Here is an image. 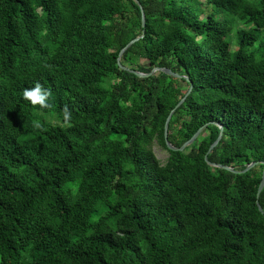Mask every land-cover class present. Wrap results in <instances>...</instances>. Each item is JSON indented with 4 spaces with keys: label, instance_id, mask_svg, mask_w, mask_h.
I'll return each instance as SVG.
<instances>
[{
    "label": "trees",
    "instance_id": "16d2710c",
    "mask_svg": "<svg viewBox=\"0 0 264 264\" xmlns=\"http://www.w3.org/2000/svg\"><path fill=\"white\" fill-rule=\"evenodd\" d=\"M261 162L264 0H0V264H264Z\"/></svg>",
    "mask_w": 264,
    "mask_h": 264
},
{
    "label": "water",
    "instance_id": "95a60500",
    "mask_svg": "<svg viewBox=\"0 0 264 264\" xmlns=\"http://www.w3.org/2000/svg\"><path fill=\"white\" fill-rule=\"evenodd\" d=\"M142 25L143 27H145L146 25V17H145V13L142 9ZM144 35H142L141 37L139 38H135L134 40L130 41L123 49H121L120 53H119V56H118V65L121 67V69L125 70V71H129V72H132L140 77H148V76H151L153 74H155L156 72H159V71H163L165 73H167L168 75L174 77V78H181L182 76L177 74V73H174L172 72L171 70L167 69V68H155L151 73H148V74H145V73H141V72H138V71H135V70H131L130 68L126 67V66H123L122 63H121V59L123 57V55L137 42L139 41L141 38H143ZM192 91V86L190 87L189 91L186 93V95L180 100V102L176 105V107L174 109L171 110L167 120H166V123H165V130H164V136H165V140H166V143H167V146L169 149L173 150V151H184L188 146H190L191 144H193L200 136L201 134L203 133V131L206 129V127L208 126V124L204 125L203 127H201L194 135L193 137L188 140L187 142H185L183 144L182 147L180 148H177L175 147L173 144H171V142L169 141V133H170V122L174 116V114L176 113V111L181 107V105L185 102L187 96L189 95V93ZM220 128H221V132H220V135L219 137L217 138V140L212 144V146L210 147L208 153L206 154L205 156V159L207 160L208 158V155L215 149V147H217V145L220 143V140L223 136V126L220 125ZM208 161V160H207ZM264 164V162H261ZM211 164V163H209ZM260 162H253L251 163L246 169H244L242 171V173H246L248 171H250L251 169H253L254 167H256L257 165H259ZM215 167H220V168H223V169H227L229 171H232V172H235V173H240L239 171H236L235 169L233 168H230V167H226V166H220V165H217V164H211ZM264 189V173H263V176H262V180H261V183H260V186L258 188V193H257V199L259 200V197H260V194L262 193ZM259 203V202H258ZM259 210L260 212L262 213V215H264V211L262 209V207L259 205Z\"/></svg>",
    "mask_w": 264,
    "mask_h": 264
},
{
    "label": "clouds",
    "instance_id": "9594fccd",
    "mask_svg": "<svg viewBox=\"0 0 264 264\" xmlns=\"http://www.w3.org/2000/svg\"><path fill=\"white\" fill-rule=\"evenodd\" d=\"M23 96L25 100H30L33 105L39 104L42 108H49L51 105L48 103V97L50 96V90L47 92H44L42 90V86L37 83L35 88L31 89H25L23 92ZM64 120L65 122H68L71 120V112L67 107H65L63 112ZM34 127L36 129H42L44 126L39 122H34Z\"/></svg>",
    "mask_w": 264,
    "mask_h": 264
},
{
    "label": "rangeland",
    "instance_id": "374dc122",
    "mask_svg": "<svg viewBox=\"0 0 264 264\" xmlns=\"http://www.w3.org/2000/svg\"><path fill=\"white\" fill-rule=\"evenodd\" d=\"M239 28H243L244 26L243 25H238ZM232 40H233V43L235 44V40L234 38L232 37ZM234 47V46H233ZM181 88H184L185 89V86L181 85ZM54 124H56L54 121H53ZM154 151L158 157V159L164 163L168 157V153L166 151H164L163 149H161L159 146H155L154 147Z\"/></svg>",
    "mask_w": 264,
    "mask_h": 264
}]
</instances>
